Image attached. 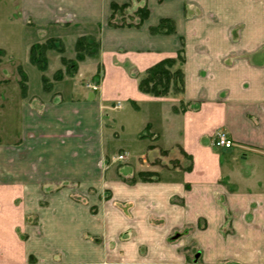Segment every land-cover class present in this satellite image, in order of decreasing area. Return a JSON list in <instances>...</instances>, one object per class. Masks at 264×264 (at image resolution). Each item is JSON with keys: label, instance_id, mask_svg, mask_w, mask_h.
Wrapping results in <instances>:
<instances>
[{"label": "crops", "instance_id": "0c3cea01", "mask_svg": "<svg viewBox=\"0 0 264 264\" xmlns=\"http://www.w3.org/2000/svg\"><path fill=\"white\" fill-rule=\"evenodd\" d=\"M129 2L0 0L1 20L36 34L29 54L50 39L68 60L81 37L100 45L51 93L39 70L37 93L29 77L27 97L17 90L21 139L0 144V264H264V0H147L141 28L109 27L111 5ZM164 19L175 32L152 34ZM182 43L185 63L171 71L184 91L141 92L147 71ZM61 59L47 52V78L65 72ZM181 101L194 109L175 112ZM124 115L141 154L104 172ZM148 125L157 141L138 139ZM219 130L233 148L215 147ZM172 155L168 167L162 156ZM140 173L159 180L126 182ZM62 182L76 188L53 192Z\"/></svg>", "mask_w": 264, "mask_h": 264}, {"label": "trees", "instance_id": "16d2710c", "mask_svg": "<svg viewBox=\"0 0 264 264\" xmlns=\"http://www.w3.org/2000/svg\"><path fill=\"white\" fill-rule=\"evenodd\" d=\"M111 17L108 25L111 28H141L145 22L149 19L150 11L148 8L147 0H130L129 3L124 5H118L113 3L111 5ZM154 35H170L175 32V22L173 20L164 19L161 20L157 27L150 29ZM100 45L98 42L88 38L81 37L77 40L75 45L76 58L75 60H68L63 55L65 53L64 45L57 39H50L46 43L34 44L30 49L29 59L30 62L37 67V69L43 74L42 84L43 90L46 93H50L53 90V84L49 78L46 77L45 72L48 68L47 52L57 51L62 56V63L65 67V72L58 71L55 74L54 79L62 81L65 75H72L78 71L79 62L84 61L87 57H95L98 55ZM185 46L182 43L181 50L176 58H169L161 61L151 69L147 71V76L139 84L141 92L152 94L156 97H164L170 93L172 89L175 93H182L184 91V79L183 74L180 70L172 72L171 68L175 66L177 61L185 63ZM21 67V66H20ZM19 67L21 73V79L19 81L21 87V94L23 98L27 97L28 93V78L23 72L22 68ZM179 108H174L175 112H185L189 109L184 108L183 104H180ZM187 109V110H186ZM194 109V107H191ZM151 127L148 125L146 129L138 135V139H152L153 141L158 140V136L153 135ZM190 165L186 169H190ZM139 179L142 182H157L159 177L152 173H140L138 177L127 180L128 184H135ZM174 238L173 240H177Z\"/></svg>", "mask_w": 264, "mask_h": 264}, {"label": "rangeland", "instance_id": "374dc122", "mask_svg": "<svg viewBox=\"0 0 264 264\" xmlns=\"http://www.w3.org/2000/svg\"><path fill=\"white\" fill-rule=\"evenodd\" d=\"M0 24H1L0 50L2 49L7 50L8 54L10 55L9 60L5 59L3 60L2 63L0 62V79L6 78L9 80L8 83L5 82L0 83V144L1 143L6 144V143H12L18 141L19 139H21V135H22L21 126H20L21 115L18 109L19 97H17L18 88L20 93H22L19 84V81L21 79V73L19 72V67L21 66L20 68H22L23 72L26 74V78L29 77L31 83L30 89L33 93H37L39 91L38 85L40 84V79H39V71L37 67L32 63H30L29 61V47L31 46L34 40H37V36L36 34H34V31H31L30 29H26L25 27H22L21 24L16 22L11 23L10 21L7 22L5 20L0 19ZM40 37H42V35H40ZM94 41L97 42L96 40ZM5 53L6 52L4 51L1 52L0 57H5ZM54 77L55 75L53 76L52 79H50L51 82L52 81L58 82L57 80L54 79ZM18 79L19 81H17ZM27 87L29 93V80L27 83ZM176 94H180V93H176ZM180 104H183L184 108H187L189 110H191V107H193L191 104H188L185 101H181L177 106V108L181 106ZM119 106L121 105L119 104ZM122 119L124 120V123L126 125L125 130L123 132L124 134L119 133L117 137H112L110 135L108 152L103 166L104 172L116 171L117 169L120 168L122 170H125L127 168L126 165H127L128 157L139 156L141 154L142 151L141 145L136 143L137 140L135 141V138L134 140L130 138L132 132L131 129H127V125L130 128H132V126L129 122L128 116L124 115L123 117H120V120ZM118 137L119 140H117ZM120 156H123L124 158L119 159ZM158 156H159L158 152L149 153L150 160H153ZM175 157L177 156L172 155L167 158L162 156V160L164 163L168 165V167H172V164H175L174 161ZM183 160L186 161L187 164H190L189 158L187 159L185 157L182 159V161ZM163 162H161L160 160L159 163H163ZM109 165L111 166L110 168ZM55 184L56 186L52 187L53 192L56 190H62L63 189L62 187L64 185L66 186V188L68 187L76 188V186H73L74 184L70 185L69 183H65V182L55 183ZM57 184H61V185L58 186ZM93 193L94 191L92 189L89 190V194L93 195ZM99 199L102 201L103 200L108 201L110 199V196L109 194H104ZM42 204L45 203L43 202ZM92 212L93 214H96L97 210L93 208Z\"/></svg>", "mask_w": 264, "mask_h": 264}, {"label": "built area", "instance_id": "2783aa9c", "mask_svg": "<svg viewBox=\"0 0 264 264\" xmlns=\"http://www.w3.org/2000/svg\"><path fill=\"white\" fill-rule=\"evenodd\" d=\"M91 87L94 91L99 90L98 84L91 85ZM120 106L117 105L116 108H119ZM214 145L217 148L221 149H231L235 146L234 142L230 139L229 134L225 130H219L216 134ZM123 156H120L119 159H123Z\"/></svg>", "mask_w": 264, "mask_h": 264}]
</instances>
